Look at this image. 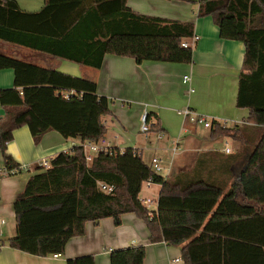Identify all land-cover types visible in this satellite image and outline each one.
Instances as JSON below:
<instances>
[{
	"label": "trees",
	"instance_id": "obj_1",
	"mask_svg": "<svg viewBox=\"0 0 264 264\" xmlns=\"http://www.w3.org/2000/svg\"><path fill=\"white\" fill-rule=\"evenodd\" d=\"M259 1L264 2L199 0L198 12L213 17L221 38L244 44L235 104L248 109L247 123L263 126L264 28L247 24ZM192 35L191 23L139 14L125 0H44L35 12L21 10L16 0H0V40L95 68L106 53L137 63H189L193 49L181 43ZM0 68L14 74L13 86L0 89V151L7 168L19 166L7 152V143L13 130L23 125L35 144L51 130L64 138L78 136L82 142L104 136L109 100L97 94L93 80L3 54ZM67 91H73L69 98L63 96ZM209 129L212 140L229 137L248 144L239 125L213 120ZM158 130V123L150 124V131ZM111 150L86 162L81 143L58 152L47 169L37 168L15 197V235L9 245L37 256L61 254L69 238L84 233L87 221L110 217L119 225L123 214L134 213L145 223L149 241L179 246L185 264H264V133L238 177L226 169L233 178L228 190L217 180L188 177L192 166L165 177L133 148ZM147 179L161 185L151 212L139 199ZM100 184L112 190L106 192ZM144 258V246L109 253L110 264H143ZM65 264L95 260L83 255Z\"/></svg>",
	"mask_w": 264,
	"mask_h": 264
},
{
	"label": "crops",
	"instance_id": "obj_2",
	"mask_svg": "<svg viewBox=\"0 0 264 264\" xmlns=\"http://www.w3.org/2000/svg\"><path fill=\"white\" fill-rule=\"evenodd\" d=\"M198 1L125 0L126 5L139 14L191 23L193 35L198 39L193 43L189 63L153 60L137 63L131 57L106 53L100 67L95 68L3 40H0V54L93 80L97 94L108 98L111 111L110 115L103 117L106 132L97 141L100 144L103 141V146L119 151L131 147L146 163H151L152 157H160L165 168V173L161 174L165 177L179 168L192 166L188 177L194 175L208 181L217 180L228 190L233 178L228 176L226 169L232 173L237 163L246 161L251 149L247 146L241 154L235 146L233 152L226 153L224 148L216 146L229 137L212 140L209 128L203 126L207 130L204 134L198 130L201 124L188 122L178 113L179 110L190 108L226 126L239 125L253 140L264 133V125L247 123L248 109L235 104L244 44L240 40L221 38L213 17L199 14ZM16 2L27 12L38 11L44 5V0ZM254 10L248 14L247 24L264 28V2H256ZM185 40H191V37ZM184 76H190L189 83L183 81ZM13 81V70L0 68V89L12 87ZM189 87L193 92H188ZM3 112L0 106V116ZM143 112L149 114V125L159 124L158 132L140 130ZM81 143L78 136L64 138L51 130L35 144L26 125L13 130L7 152L15 162L28 168L0 176V217L5 221L12 218L7 238L3 237L8 230L7 222L1 228L4 246L0 248V264H65L68 259L83 255H92L95 264H110L109 253L128 246L145 247L143 264H185L179 246L150 242L145 223L134 213L123 214L119 225H115L110 217L97 223L87 221L84 233L69 238L63 253L57 256H37L9 245L8 240L15 235L13 203L29 176L39 168L40 161H50L58 152L70 151ZM3 166L0 151V168ZM154 186L157 188L153 189ZM160 186L151 183L146 187L154 192L153 198L158 199ZM139 199L144 198L139 194ZM157 199H151L154 204L149 206L151 211L156 210Z\"/></svg>",
	"mask_w": 264,
	"mask_h": 264
},
{
	"label": "built area",
	"instance_id": "obj_3",
	"mask_svg": "<svg viewBox=\"0 0 264 264\" xmlns=\"http://www.w3.org/2000/svg\"><path fill=\"white\" fill-rule=\"evenodd\" d=\"M198 39L197 36L192 35L191 36V40H183L182 41V46L183 47H193V43ZM183 81L185 83H189L190 82V76H184ZM73 91H67L63 94V96L65 98H69L70 94H72ZM188 92H193V88L189 87ZM179 114H181L188 122H191L193 124H202L205 128H210L212 125V120L208 119L207 117H205L202 114H198L195 111H193L190 108H184L182 110H179L178 112ZM223 126H226L225 124H222ZM140 130L142 132H148L150 131V125L148 122V113L147 112H143V114L141 115V124H140ZM82 146L84 148V156H85V160L86 162H90L93 158V156L95 154H97L98 152H108L111 153V149H109L108 147L103 146V141H101V144L96 142H92V141H85L82 142ZM224 151L226 153H229L231 150L226 147L224 148ZM122 152V151H120ZM163 160L160 157H152L151 159V165L152 168L155 172L157 173H161L162 170L164 168L163 166ZM39 168H43V169H47L50 166V161L48 160H42L39 162ZM28 168L26 165H19L18 167H13V168H7L5 165L0 168V176H6V175H12V174H16L20 171H22L23 169ZM153 183L151 181V179H147L145 181L144 184L149 185ZM101 189L106 191V192H110L112 190V188L110 186H107L106 184H100ZM142 202V204L148 209L149 212H151V210L149 209V206L151 204H153V201L150 198H144L142 200H140ZM5 219L0 217V248L4 246L3 241H2V231L1 228L2 226L5 224ZM58 254H53V256H57Z\"/></svg>",
	"mask_w": 264,
	"mask_h": 264
},
{
	"label": "rangeland",
	"instance_id": "obj_4",
	"mask_svg": "<svg viewBox=\"0 0 264 264\" xmlns=\"http://www.w3.org/2000/svg\"><path fill=\"white\" fill-rule=\"evenodd\" d=\"M65 73V72H64ZM198 130H201L202 132H204V134H205V132L207 131L205 128H203V125L201 124V126L200 127H198ZM142 135V134H141ZM245 135V134H244ZM245 137L248 139V144H243V143H240L239 141H235V140H233V139H231V138H225V139H223L222 141H221V143H219L216 147H218V148H220V147H222V148H226V147H228L232 152L234 151V147L235 146H237L236 147V150H237V152L239 151V152H241V154L243 153V151L244 150H246V147L248 146V148L249 149H252V147L255 145V143L257 142V140H258V136H257V138H254V140L253 139H250V137L248 136V135H245ZM223 138V137H222ZM147 157V156H146ZM147 159V158H146ZM48 160V159H47ZM175 160L177 161L178 160V157L176 156L175 157ZM242 164V166L244 165V163H241V162H239V163H237L236 164V167L237 168H239L240 166L239 165H241ZM242 166L239 168V170L240 169H242ZM37 171V170H36ZM161 173H165V170L163 169L162 170V172ZM147 185L146 184H143L142 185V190H141V192H140V197H143V198H145V197H150V199H157V198H153V195H154V192H150V191H148V189H147V187H146ZM155 188H157V186H154V188L153 189H155ZM156 197V196H155ZM153 205L154 204H152V207H153ZM6 222H7V224H6V228L8 229V230H6L5 231V233H4V238L6 237L7 238V235H9V229H10V227H11V225H12V218H7V220H6ZM4 231V230H3Z\"/></svg>",
	"mask_w": 264,
	"mask_h": 264
},
{
	"label": "water",
	"instance_id": "obj_5",
	"mask_svg": "<svg viewBox=\"0 0 264 264\" xmlns=\"http://www.w3.org/2000/svg\"><path fill=\"white\" fill-rule=\"evenodd\" d=\"M239 166L241 167L242 164L239 165ZM240 167H239V168H240ZM239 168H237V167L232 168V174H233L234 177H238L239 174H240V171H241L244 167L242 166V169H240V170H239Z\"/></svg>",
	"mask_w": 264,
	"mask_h": 264
}]
</instances>
